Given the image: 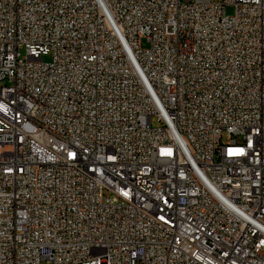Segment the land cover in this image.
Segmentation results:
<instances>
[{
	"label": "built area",
	"instance_id": "2783aa9c",
	"mask_svg": "<svg viewBox=\"0 0 264 264\" xmlns=\"http://www.w3.org/2000/svg\"><path fill=\"white\" fill-rule=\"evenodd\" d=\"M260 193L264 0H0V264H264Z\"/></svg>",
	"mask_w": 264,
	"mask_h": 264
},
{
	"label": "rangeland",
	"instance_id": "374dc122",
	"mask_svg": "<svg viewBox=\"0 0 264 264\" xmlns=\"http://www.w3.org/2000/svg\"><path fill=\"white\" fill-rule=\"evenodd\" d=\"M225 13H226V16L231 17L234 15L235 9L233 7H227L225 10ZM140 45L143 49H147L149 47V44L146 41H142ZM20 57L25 58V52L23 49L20 50ZM44 61L46 63H49L51 61V57L50 56L44 57ZM154 125H157V124H154ZM223 141H227L226 136L223 137ZM237 141L240 142V140H237Z\"/></svg>",
	"mask_w": 264,
	"mask_h": 264
},
{
	"label": "bare ground",
	"instance_id": "6f19581e",
	"mask_svg": "<svg viewBox=\"0 0 264 264\" xmlns=\"http://www.w3.org/2000/svg\"><path fill=\"white\" fill-rule=\"evenodd\" d=\"M260 201L264 202V193H260Z\"/></svg>",
	"mask_w": 264,
	"mask_h": 264
}]
</instances>
